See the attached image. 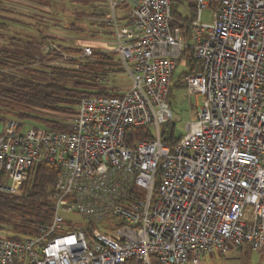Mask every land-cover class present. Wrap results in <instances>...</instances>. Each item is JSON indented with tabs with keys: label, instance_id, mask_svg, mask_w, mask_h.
Returning <instances> with one entry per match:
<instances>
[{
	"label": "built area",
	"instance_id": "obj_1",
	"mask_svg": "<svg viewBox=\"0 0 264 264\" xmlns=\"http://www.w3.org/2000/svg\"><path fill=\"white\" fill-rule=\"evenodd\" d=\"M100 1L113 42L99 48L119 58L130 86L83 97L66 130L0 117V190L15 192L36 163L60 167L51 221L0 237V264H199L231 247L262 249L264 0H216L211 22L202 12L213 0H187V35L172 25L184 0ZM186 49L195 69L182 80L201 105L172 145L162 125ZM41 51L62 54L55 41ZM131 128L151 137L131 141ZM63 212L84 226L65 225Z\"/></svg>",
	"mask_w": 264,
	"mask_h": 264
},
{
	"label": "trees",
	"instance_id": "obj_2",
	"mask_svg": "<svg viewBox=\"0 0 264 264\" xmlns=\"http://www.w3.org/2000/svg\"><path fill=\"white\" fill-rule=\"evenodd\" d=\"M82 4L87 6L90 2L83 0ZM177 7L178 3L174 7L172 25L179 26L187 35L194 15L193 4H189V13L186 15ZM80 13L90 14L92 17L108 16L106 9L97 10L94 6L92 11L89 9ZM46 40L60 44L58 42L60 38L51 39L44 35L40 38L30 34V38L28 37L22 44L25 53L14 63L11 60L14 58L13 53L10 55L8 49L0 48V80L6 83L5 86L0 83V102L10 105L5 106L6 112L0 111V117H15L23 124L34 121L44 123L49 129L66 130L77 113L80 100L86 96L108 94L109 89H112L107 83L109 76L124 69L113 52L101 50L97 43L91 40H88L87 44L94 45H92L94 53L90 57L77 59L78 69L48 64L59 57L52 54L42 55V60L38 62L37 56ZM19 45L21 46L20 43ZM82 47L65 45L64 49L68 53H82ZM184 56L193 71L195 60L192 51L186 49ZM12 104L19 108L14 109L11 107ZM53 114L64 115L69 119H63L65 122H62L53 119ZM166 126L162 130V139L165 143L173 145L181 135L176 136L174 129L169 132ZM150 137L149 130L145 131L143 128L129 130L131 141ZM59 174L60 167L55 163H36L29 170L27 178L22 180L17 192L0 190V232H8L11 234L10 237L18 239L39 233L40 228L48 224L53 217L54 184Z\"/></svg>",
	"mask_w": 264,
	"mask_h": 264
},
{
	"label": "rangeland",
	"instance_id": "obj_3",
	"mask_svg": "<svg viewBox=\"0 0 264 264\" xmlns=\"http://www.w3.org/2000/svg\"><path fill=\"white\" fill-rule=\"evenodd\" d=\"M44 1L45 0H0V48L8 49L10 55L13 53L12 57L14 58L11 59L12 63L21 59V55L25 53V47L22 44L25 43L28 37L30 38V34L37 35L40 38L42 35L51 39L52 37L53 39L60 38V40H58L60 44H58L60 45L62 54H60V58L57 57L55 60L48 62V64L70 69H78L79 60L77 59H84V57L79 52L68 53L64 49L65 45H76L80 47L86 45L88 40L94 42L99 40L102 42H96V45L101 47L113 42V40L111 41L112 37H110L112 36L110 27L105 20L93 19V17L89 16L90 14L80 13L83 12V10L86 12L91 9L90 5L93 8L95 3H98L96 8L99 10L101 6L100 0H87L90 2L87 6L82 4L83 0ZM205 1L208 2L210 0ZM183 2L184 4L180 5L178 1L177 8L186 15L189 13V2L187 0ZM215 4L216 0H213L209 8L203 10V21L211 22ZM46 42L48 41L46 40ZM17 52L19 53L17 54ZM51 54L52 53H43L41 51L37 56V61L39 62L42 60V55ZM53 55L56 54H52V56ZM72 59L76 61H72ZM115 59L117 60L116 57ZM188 69L189 64L186 59L183 58L175 70L171 81L172 86L170 94L168 96L173 117L168 124L165 123L162 125V130L166 125L169 132L174 129L176 136L183 135L186 132V124L196 117L198 107L201 105V96L189 93L187 87L183 83L182 78L184 72ZM0 83L3 84V86L6 85V83L1 80ZM107 83L112 88L109 89V92H121L130 86V75L125 71L114 73L109 76ZM6 105L0 102V111L6 112ZM9 106L10 105H7L6 107ZM11 107L14 109L19 108L13 104ZM52 118L62 122H65L63 119H69V117L58 114H53ZM26 123V129L29 125L47 128L44 123L40 122L27 121ZM25 178H27V176ZM17 191L18 189L15 192ZM62 216L69 220L65 225L73 224L83 227L85 224L80 215L75 212H63ZM4 236H11V234L8 232H0V237ZM199 264H264V247L258 251H253L248 245L242 248L231 247L225 255H208L205 259H202Z\"/></svg>",
	"mask_w": 264,
	"mask_h": 264
},
{
	"label": "crops",
	"instance_id": "obj_4",
	"mask_svg": "<svg viewBox=\"0 0 264 264\" xmlns=\"http://www.w3.org/2000/svg\"><path fill=\"white\" fill-rule=\"evenodd\" d=\"M92 4H93V3H92ZM97 5H98V3H97V4L95 3V4L93 5L95 9H97V8H96ZM90 7H91V9H93L91 5H90ZM98 7H99V6H98ZM99 8H100V9H104V8H102V6H100ZM91 17H92V16H91ZM98 18H99V17H93V19H98Z\"/></svg>",
	"mask_w": 264,
	"mask_h": 264
}]
</instances>
